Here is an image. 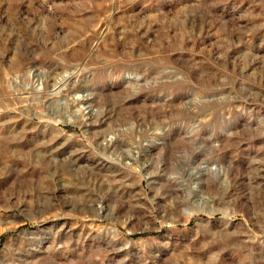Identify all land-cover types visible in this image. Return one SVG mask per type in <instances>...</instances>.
<instances>
[{
    "label": "rangeland",
    "instance_id": "obj_1",
    "mask_svg": "<svg viewBox=\"0 0 264 264\" xmlns=\"http://www.w3.org/2000/svg\"><path fill=\"white\" fill-rule=\"evenodd\" d=\"M0 264H264V0H0Z\"/></svg>",
    "mask_w": 264,
    "mask_h": 264
},
{
    "label": "bare ground",
    "instance_id": "obj_2",
    "mask_svg": "<svg viewBox=\"0 0 264 264\" xmlns=\"http://www.w3.org/2000/svg\"><path fill=\"white\" fill-rule=\"evenodd\" d=\"M85 99H88V98H86V96H85V98H83V97H79L77 100V102L79 103V104H82L83 105V107H85L84 108V110L86 109V115L87 114H92L93 113V111L91 110V108H90V105H88L87 104V101L85 100ZM73 103V102H72ZM76 104V103H75ZM79 107V106H78ZM119 142V141H118ZM112 146V144H106V148H110ZM103 147H105V146H103ZM145 169H143L142 171H144ZM146 171V170H145ZM145 178H147L148 179V176H145ZM101 207V206H100ZM102 208V207H101ZM99 211V210H98Z\"/></svg>",
    "mask_w": 264,
    "mask_h": 264
}]
</instances>
